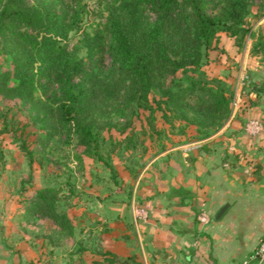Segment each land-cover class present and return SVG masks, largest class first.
Listing matches in <instances>:
<instances>
[{
  "label": "rangeland",
  "instance_id": "rangeland-1",
  "mask_svg": "<svg viewBox=\"0 0 264 264\" xmlns=\"http://www.w3.org/2000/svg\"><path fill=\"white\" fill-rule=\"evenodd\" d=\"M107 2L22 0L25 7L43 4L56 13L65 10L69 19L76 13L78 24L60 43L81 59L86 72L93 71L105 78L110 68L104 52L107 36L102 35L103 43L92 55L82 45V39L83 34L93 36L96 31H103ZM220 6V0H201V9L209 15L216 13ZM142 15L145 21L154 17L150 8L143 9ZM248 22L250 33L237 54L231 40L224 38L221 42L224 53L219 49L213 51L210 55L212 63L201 67L206 76L220 78L232 90L229 114L217 129H223V135L245 134L243 123L247 119L264 121V104L259 105L257 111L251 108L255 106L250 103L253 100L251 86L260 85L262 81L250 76L255 63L249 56L256 38H264L263 0L249 1ZM8 29L36 39L41 36L14 20L8 22ZM17 44L16 37L0 39V246L7 251L16 250L21 264H113L108 261L112 254L122 264L123 252L130 247L138 256L128 255L130 262L139 264L140 243L135 226L140 233V225L148 214L140 203L127 198L129 183L126 176L130 179L132 173L149 163L162 147L179 146L195 138L199 134L196 126L173 112H167L164 119L159 111H154L151 131L147 110L137 108L133 103L124 105V88L107 102L102 99L95 105L83 104L78 121L91 124V132L97 139V152L111 164L110 171L96 156L88 155L86 147L77 144V133L70 124L60 122L55 115H48L47 125L42 121L48 107H56L54 98L61 97L55 81L43 77L37 79L31 97L11 90L17 83L14 65L23 66L30 53V45L24 44L25 47L15 54V62L9 48ZM73 80L81 81L80 75L74 76ZM237 86L244 100L236 104ZM182 110L188 119L192 118L193 112ZM21 142L30 157L21 150ZM91 145L92 142L89 147ZM42 187L56 190V210L66 219L55 223L47 216L32 219L24 216L25 198ZM122 208L124 211L116 214V210ZM129 225L134 228L130 233ZM7 241L11 246H7Z\"/></svg>",
  "mask_w": 264,
  "mask_h": 264
},
{
  "label": "trees",
  "instance_id": "trees-1",
  "mask_svg": "<svg viewBox=\"0 0 264 264\" xmlns=\"http://www.w3.org/2000/svg\"><path fill=\"white\" fill-rule=\"evenodd\" d=\"M249 1L220 0L219 10L209 15L201 9V0H108L103 31H96L93 36L83 34L82 39L90 55L101 47L102 35L107 36L104 52L110 68L105 78L93 71L86 72L81 59L60 43L78 24L76 13L69 19L65 10L56 13L43 4L25 7L22 0H0V39L16 37L19 42L9 48L13 60L24 44L30 45L26 63L21 67L14 65L17 83L11 90L31 97L37 79L55 81L61 97L54 98L56 107L49 106L42 121L47 125L48 115H55L60 122L70 124L77 133V144L86 147L88 155L96 156L110 171L111 164L97 152L91 124L82 123L77 117L83 104L95 105L102 99L107 102L116 98L121 88L126 91L125 106L133 103L147 110L151 131L154 111H159L164 119L171 112L196 126L199 134L188 141L208 137L228 116L232 90L220 78L206 76L201 67L212 63L213 51L223 52L224 38L231 40L237 54L251 30ZM145 8L154 13L151 21L143 19ZM11 20L27 25L41 34L40 38L10 31ZM249 56L264 64V38H256ZM76 75H80L81 81L73 80ZM261 81L260 85H252L257 99L264 97V79ZM250 103L255 104L256 99ZM182 109L193 112L192 118L188 119ZM20 148L30 157L24 142ZM55 194L56 190L50 187L34 190L23 202L24 216L27 219L47 216L55 223L66 219L56 210ZM108 261L119 264L113 254ZM126 261L134 264L129 259Z\"/></svg>",
  "mask_w": 264,
  "mask_h": 264
},
{
  "label": "crops",
  "instance_id": "crops-1",
  "mask_svg": "<svg viewBox=\"0 0 264 264\" xmlns=\"http://www.w3.org/2000/svg\"><path fill=\"white\" fill-rule=\"evenodd\" d=\"M252 59L250 76L263 80L264 64ZM235 92L236 104L242 103L238 86ZM250 95L256 99L251 108L257 111L264 97L255 98V86ZM222 130L171 144L155 153L135 177L126 176L127 198L148 214L140 233L134 225L139 264H245L264 238V126L253 137L245 132L223 135ZM119 211L124 208L116 214ZM201 214L205 222L198 220ZM127 230L134 228L129 225ZM135 253L128 247L123 260L130 261ZM0 264H21L16 250L0 246Z\"/></svg>",
  "mask_w": 264,
  "mask_h": 264
},
{
  "label": "built area",
  "instance_id": "built-area-1",
  "mask_svg": "<svg viewBox=\"0 0 264 264\" xmlns=\"http://www.w3.org/2000/svg\"><path fill=\"white\" fill-rule=\"evenodd\" d=\"M243 130L247 135L253 137V136H257L263 131V125L257 119L254 118L248 119L243 123ZM198 220L200 222H205L206 216L204 214H201L198 216ZM249 261L254 262V264H264V238H262L258 242L257 246L247 256L244 263L246 264Z\"/></svg>",
  "mask_w": 264,
  "mask_h": 264
},
{
  "label": "water",
  "instance_id": "water-1",
  "mask_svg": "<svg viewBox=\"0 0 264 264\" xmlns=\"http://www.w3.org/2000/svg\"><path fill=\"white\" fill-rule=\"evenodd\" d=\"M94 222H92V224H93ZM7 245L8 246H11V243L9 242V241H7ZM122 264H127V262L125 261V260H122Z\"/></svg>",
  "mask_w": 264,
  "mask_h": 264
}]
</instances>
